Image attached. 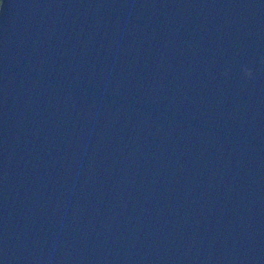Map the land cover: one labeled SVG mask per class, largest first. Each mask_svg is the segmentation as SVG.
I'll return each instance as SVG.
<instances>
[{"label": "water", "instance_id": "obj_1", "mask_svg": "<svg viewBox=\"0 0 264 264\" xmlns=\"http://www.w3.org/2000/svg\"><path fill=\"white\" fill-rule=\"evenodd\" d=\"M1 3L0 264H264V0Z\"/></svg>", "mask_w": 264, "mask_h": 264}, {"label": "clouds", "instance_id": "obj_2", "mask_svg": "<svg viewBox=\"0 0 264 264\" xmlns=\"http://www.w3.org/2000/svg\"><path fill=\"white\" fill-rule=\"evenodd\" d=\"M4 5H5V4H4ZM4 5H3L2 9H0V14H2L3 11H4ZM243 72H244V74H245L247 77H249V78H251V77L253 76V71H252V69L249 68V67H247V66H244V67H243Z\"/></svg>", "mask_w": 264, "mask_h": 264}, {"label": "snow or ice", "instance_id": "obj_3", "mask_svg": "<svg viewBox=\"0 0 264 264\" xmlns=\"http://www.w3.org/2000/svg\"><path fill=\"white\" fill-rule=\"evenodd\" d=\"M0 6H2V3H0Z\"/></svg>", "mask_w": 264, "mask_h": 264}, {"label": "trees", "instance_id": "obj_4", "mask_svg": "<svg viewBox=\"0 0 264 264\" xmlns=\"http://www.w3.org/2000/svg\"><path fill=\"white\" fill-rule=\"evenodd\" d=\"M2 2V0H0V3Z\"/></svg>", "mask_w": 264, "mask_h": 264}]
</instances>
